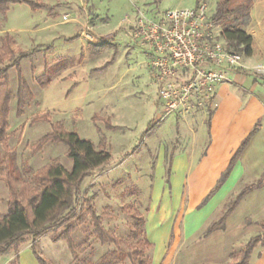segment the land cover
Masks as SVG:
<instances>
[{"label":"rangeland","instance_id":"374dc122","mask_svg":"<svg viewBox=\"0 0 264 264\" xmlns=\"http://www.w3.org/2000/svg\"><path fill=\"white\" fill-rule=\"evenodd\" d=\"M31 1L43 8L32 9L25 3H16L10 4L5 14H0V45L7 34L16 56L35 51L19 62L20 73L33 95L20 115L17 114L16 97L18 72L12 67L7 73L11 95L7 151L14 156L16 166L35 171L58 160L69 169L72 163L63 143L49 141L39 152L32 153L34 144L52 132V125L59 123L63 130L75 132L80 138L90 140L95 148L110 153L109 161L94 169L81 184L82 190L94 196L97 214L108 215L102 218L105 229L114 231L117 236H126L131 219L122 208L130 206L144 214L145 230L152 239V232L147 230L152 218L160 214L164 200L169 204L175 201L177 208L173 217L169 215L168 221L161 225L163 231L167 229L171 235L163 259L174 252L167 264H233L231 251L242 250L261 232L264 186L255 192L253 202H246V206L232 215L226 234L216 233L206 241H199L205 229L219 220L239 190L255 179H246L239 187L232 183L220 198L237 190L224 199L220 209L215 200L206 212L199 214L197 228L207 223L208 226L194 233L193 239H182V220L192 192L188 177L184 176L176 196L172 186L166 184L171 183L172 172L167 180L165 167L167 159L173 158L178 151L202 147L203 126L209 114L205 107L181 116H162L156 104L155 86L150 83L147 53L128 35L141 16L153 17L169 9L192 8L195 0ZM216 1H204L209 12L213 13ZM243 30L250 37L251 49L248 54H242V68L253 75L257 73L255 65L264 64V0H253L250 21ZM5 64H0V68ZM45 78L50 82L41 86ZM209 106L213 112L214 100ZM40 117L46 120L38 121ZM153 122L158 125L146 133ZM254 154L256 159L264 158V151L257 150ZM8 198V189L0 180V215L7 212ZM90 230L79 229L73 237L79 242ZM153 234L159 236L157 226ZM42 238L52 241L51 236L40 237L38 248L44 257L57 264L42 251ZM60 241L63 245L55 247L58 264L66 260L67 264H74L67 243L64 240L52 242ZM151 242L154 245L149 254L155 260L164 239ZM108 249L107 244L102 245L92 237L76 252L80 259L96 260ZM260 251L257 247L252 252L251 264L255 263ZM122 264L129 262L125 260Z\"/></svg>","mask_w":264,"mask_h":264},{"label":"trees","instance_id":"16d2710c","mask_svg":"<svg viewBox=\"0 0 264 264\" xmlns=\"http://www.w3.org/2000/svg\"><path fill=\"white\" fill-rule=\"evenodd\" d=\"M204 1L206 0H195V6ZM16 3H25L32 9L43 8L35 5L31 0H0V14H5L10 4ZM252 5L253 0H217L211 16L216 27H219L220 36L226 45L239 54H248L251 49L250 37L243 29L250 21ZM34 52H21L16 56L12 49V40L7 34L4 35L0 45V64L7 63L0 68V150L4 151L0 152V180L5 183L9 192L7 212L0 215V255L13 252L16 255L13 262L15 264L19 248L29 241L30 249L38 264H53L40 252L37 243L40 237L50 235L52 241L64 240L67 243L74 264H122L125 260L129 264H152L149 251L153 245L146 234L144 214L130 206H124L122 209L129 213L131 219L129 233L124 237L117 236L114 231L103 227L102 218L108 215L97 214L94 196H89L87 191L81 189L84 179L94 169L109 161L110 153L107 150L95 148L90 140L80 138L75 132L63 130L58 123L52 125L50 134L34 144L32 153L39 152L49 141L63 143L67 146L66 156L72 163L69 169L58 160H52L35 171H31L28 167L19 168L12 153L7 151L11 100L7 73L12 67L18 72L16 97L17 114L20 115L27 101L33 99V95L20 73L19 62ZM49 82L50 79L45 78L40 85L45 86ZM207 112L211 114L209 107ZM37 120L43 121L46 118L40 117ZM156 124L153 122L146 133ZM256 131L257 125L242 140L233 153L228 167L221 174L214 188L204 197L200 206L204 205L228 178L234 163ZM170 171L171 157L167 159L166 164L167 180ZM263 183L264 173L255 183L244 186L226 205L219 220L206 228L204 236L223 230L226 219L240 200L251 190L260 188ZM259 227L261 232L251 238L242 250L231 251L230 257L235 260L233 264H249L254 249L264 247V221L259 223ZM82 228L91 230L78 242L73 235ZM92 237L102 245L107 244L109 249L96 260L80 259L76 249L88 243Z\"/></svg>","mask_w":264,"mask_h":264},{"label":"crops","instance_id":"0c3cea01","mask_svg":"<svg viewBox=\"0 0 264 264\" xmlns=\"http://www.w3.org/2000/svg\"><path fill=\"white\" fill-rule=\"evenodd\" d=\"M250 75L251 74L242 67L237 68L229 75V82H223L216 86L213 99L215 108L213 112L211 111L208 118L205 119L203 126L205 138L202 147L197 150H195L194 147H190V150L186 152L180 150L173 158L171 157L170 175L172 172V179L171 183L166 184L168 187L170 185L172 186V191L177 196L180 182L182 178L184 179V176H187L190 191L192 192L188 211L182 220L184 229V237L182 239H193L192 235L194 233H200L208 226L207 223L202 228H197V218L199 214L206 212L208 208L213 205L215 200H218V209H220L224 199L237 190H232L225 198L222 196L220 198V194L229 188L232 183H235V185L239 187L246 179H255L253 182L247 183V185H250L255 183L262 173H264V158L262 160L256 159V154H254L257 153V150L264 151V77ZM208 122L209 126H207ZM157 125L158 124H156V126ZM256 125L257 131L251 137L248 145L243 149L239 158L234 163L228 178L223 182L216 193L213 194L204 205L200 206L204 197L214 188L221 174L228 167L233 153ZM158 169L161 170L162 167L159 166ZM263 186L264 183L260 188L248 192L240 200L239 204L226 219L223 230H217L207 236H203L202 240L199 241H206L212 238L216 233L226 234L229 230L232 215L238 209L246 206V202H253L255 199V192L261 190ZM176 208L177 203L175 201L173 204H169L168 200H164L160 214L152 218L151 225L147 229L148 232H152L153 236L152 239L148 238L150 242L154 239H164V244L160 247L161 251L158 253L155 260L152 259V264H167V262H170L171 257H173L174 252L171 250L172 254H168L166 259H163L164 254L168 250V240L171 235L168 234L167 229L166 232H164L161 225L168 221L169 215L171 218L173 217ZM156 226L160 230L159 236L153 234V228ZM197 236L194 238L196 239ZM62 245L63 242L61 241L52 242L50 239L46 238L40 240L42 251L48 258L57 264L60 262H57L59 258L56 257L58 256L56 250L58 249H55V247H61ZM152 245H154V242H152ZM260 249L261 251L257 255L254 264H264V247H260ZM15 257L16 255L13 252L0 255V264H13ZM65 263L67 264L68 260H66ZM65 263L63 262L62 264ZM15 264H38L28 242L24 243L19 248ZM249 264H251V261H249Z\"/></svg>","mask_w":264,"mask_h":264},{"label":"built area","instance_id":"2783aa9c","mask_svg":"<svg viewBox=\"0 0 264 264\" xmlns=\"http://www.w3.org/2000/svg\"><path fill=\"white\" fill-rule=\"evenodd\" d=\"M204 2L141 16L128 31L147 53L150 83L162 116L184 115L208 108L216 86L241 68L242 54L221 38ZM264 74V64L255 65Z\"/></svg>","mask_w":264,"mask_h":264}]
</instances>
